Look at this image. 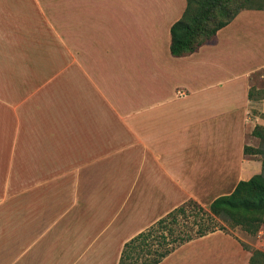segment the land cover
I'll return each mask as SVG.
<instances>
[{"label": "crops", "instance_id": "obj_1", "mask_svg": "<svg viewBox=\"0 0 264 264\" xmlns=\"http://www.w3.org/2000/svg\"><path fill=\"white\" fill-rule=\"evenodd\" d=\"M4 2L0 178L20 157L77 163L69 207L86 211L82 220L100 209L99 225L119 220L116 244L97 257L119 264L124 244L174 208L209 206L262 172L245 147H258L264 125V8L241 9L197 51L174 56L171 27L187 0H29L23 17ZM47 49L60 51L57 73L35 56ZM240 239L218 229L158 264H251Z\"/></svg>", "mask_w": 264, "mask_h": 264}, {"label": "rangeland", "instance_id": "obj_2", "mask_svg": "<svg viewBox=\"0 0 264 264\" xmlns=\"http://www.w3.org/2000/svg\"><path fill=\"white\" fill-rule=\"evenodd\" d=\"M226 1L231 11L240 6H264V0ZM4 3L13 11L18 10L20 16L29 3L33 13L29 0H5ZM42 52L51 63V72L57 73L59 67H54L53 62L58 61L60 51L36 50L37 59ZM71 53L67 56H73V51ZM258 77L256 74L252 79ZM261 144L260 139L258 147ZM258 154L263 159L262 154ZM108 164L98 163L99 168L97 165L95 169L105 171ZM56 165L42 160L23 162L21 157L19 162H4L0 178V264H114L115 258L97 257L96 254L113 249L116 242L110 236L120 226L119 220L116 225H99L102 221L100 209L89 211L91 218L82 220L86 211L69 207L71 203L68 202L75 196L77 163H68L61 170ZM184 219L180 217V222ZM188 222L190 224L181 228L189 230L191 222ZM220 224L221 230L246 238L248 242L240 240L249 248L264 251V223L255 234L241 226H231L229 222L220 221Z\"/></svg>", "mask_w": 264, "mask_h": 264}, {"label": "trees", "instance_id": "obj_3", "mask_svg": "<svg viewBox=\"0 0 264 264\" xmlns=\"http://www.w3.org/2000/svg\"><path fill=\"white\" fill-rule=\"evenodd\" d=\"M248 7L240 6L231 11L226 0H187L183 16L171 27L172 54L185 56L197 51L214 39L218 30L229 24L241 9ZM253 134L262 144L257 148L246 146L245 151L262 154L261 173L239 181L231 193L216 197L207 207L189 199L174 208L124 244L119 264H158L183 243L223 229L220 221L241 226L251 234L258 232L264 223V125H256ZM180 217L185 218L183 223ZM188 220L191 222L189 230L181 228L190 224ZM242 244L252 253L251 264H264L263 250Z\"/></svg>", "mask_w": 264, "mask_h": 264}]
</instances>
